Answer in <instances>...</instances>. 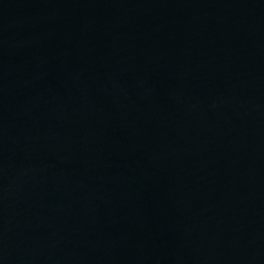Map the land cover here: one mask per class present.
Masks as SVG:
<instances>
[{
  "label": "water",
  "instance_id": "1",
  "mask_svg": "<svg viewBox=\"0 0 264 264\" xmlns=\"http://www.w3.org/2000/svg\"><path fill=\"white\" fill-rule=\"evenodd\" d=\"M0 264H264V0H0Z\"/></svg>",
  "mask_w": 264,
  "mask_h": 264
}]
</instances>
